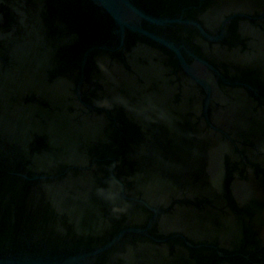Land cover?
I'll list each match as a JSON object with an SVG mask.
<instances>
[{"label": "water", "instance_id": "obj_1", "mask_svg": "<svg viewBox=\"0 0 264 264\" xmlns=\"http://www.w3.org/2000/svg\"><path fill=\"white\" fill-rule=\"evenodd\" d=\"M0 264H264V0H0Z\"/></svg>", "mask_w": 264, "mask_h": 264}]
</instances>
